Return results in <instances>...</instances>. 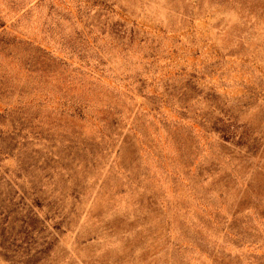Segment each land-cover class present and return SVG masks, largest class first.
<instances>
[{
    "label": "rangeland",
    "instance_id": "obj_1",
    "mask_svg": "<svg viewBox=\"0 0 264 264\" xmlns=\"http://www.w3.org/2000/svg\"><path fill=\"white\" fill-rule=\"evenodd\" d=\"M0 264H264V0H0Z\"/></svg>",
    "mask_w": 264,
    "mask_h": 264
}]
</instances>
